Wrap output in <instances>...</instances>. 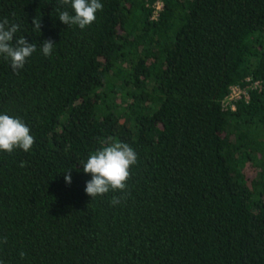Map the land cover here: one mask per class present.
I'll list each match as a JSON object with an SVG mask.
<instances>
[{
	"label": "trees",
	"instance_id": "1",
	"mask_svg": "<svg viewBox=\"0 0 264 264\" xmlns=\"http://www.w3.org/2000/svg\"><path fill=\"white\" fill-rule=\"evenodd\" d=\"M157 1L101 0L82 30L59 0H0L37 45L18 72L0 56V114L35 138L0 152V264H264V0ZM112 142L138 155L116 206L82 165Z\"/></svg>",
	"mask_w": 264,
	"mask_h": 264
},
{
	"label": "clouds",
	"instance_id": "2",
	"mask_svg": "<svg viewBox=\"0 0 264 264\" xmlns=\"http://www.w3.org/2000/svg\"><path fill=\"white\" fill-rule=\"evenodd\" d=\"M60 5H70L74 14L68 10H59L58 17L67 26L77 25L85 29L97 18L98 11L103 10L101 0H59ZM34 30L40 32L41 23L39 19L33 20ZM20 30V25L9 24L7 18L0 21V56L10 61L14 71L25 67L26 61L37 51V45L28 43L24 36L19 38L15 34ZM53 41L45 40L40 45V51L45 57L51 56L54 48ZM35 138L31 129L20 118L8 114H0V152L12 153L20 149L24 152L31 151ZM138 162L136 151L127 143L112 142L93 153H90L86 162H82L83 172L91 174V180L86 182L85 192L92 198L104 196L109 192H119L123 196H113L110 203L116 206L126 198L128 192V181L131 178V168ZM24 164H21L23 167ZM67 183H71V174L65 176ZM4 243L7 242L5 237ZM20 257L25 256L20 252Z\"/></svg>",
	"mask_w": 264,
	"mask_h": 264
},
{
	"label": "built area",
	"instance_id": "3",
	"mask_svg": "<svg viewBox=\"0 0 264 264\" xmlns=\"http://www.w3.org/2000/svg\"><path fill=\"white\" fill-rule=\"evenodd\" d=\"M164 3L162 0H158L155 4V11H154V16H157L160 11L163 9ZM247 81H251V78L248 77ZM261 81L256 80L253 81L252 83H248L245 85L241 84H235L231 86L230 93L226 96V98L223 101V105L226 108H231V109H236L237 108V101L240 99H249L250 98V89L255 88V87H260Z\"/></svg>",
	"mask_w": 264,
	"mask_h": 264
}]
</instances>
